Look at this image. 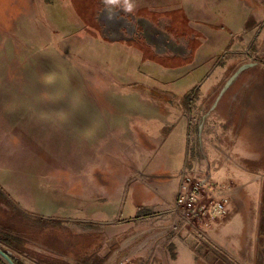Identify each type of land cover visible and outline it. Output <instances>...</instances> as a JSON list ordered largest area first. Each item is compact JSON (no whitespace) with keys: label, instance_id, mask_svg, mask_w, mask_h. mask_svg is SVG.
<instances>
[{"label":"rangeland","instance_id":"rangeland-1","mask_svg":"<svg viewBox=\"0 0 264 264\" xmlns=\"http://www.w3.org/2000/svg\"><path fill=\"white\" fill-rule=\"evenodd\" d=\"M238 2L136 0L134 13H118L127 26L112 40L100 19L101 0H0V249L13 262L153 264L124 261L113 252L119 231L112 238L108 231L122 202L103 194L98 180L120 185L135 177L147 180L138 171L127 180L123 174L146 160L153 161L144 170L149 174L170 158L183 168L204 169L198 160L209 146L200 135L205 113L197 109L240 46L230 41L202 61L193 56L198 41L189 26H205L202 12L214 25L236 24L247 0ZM141 20L183 52L160 53ZM238 153L254 160L248 165L234 160L240 172L233 179L254 199L253 233L246 234L241 216L232 211L229 224L228 214L170 264H264V152ZM216 157L206 156L210 163ZM173 175L156 177L169 204L159 216L174 206L180 179ZM74 186L84 192L76 195ZM101 201L112 204L116 217L105 213ZM214 232L220 235L216 241ZM162 245L172 259L165 236ZM88 246L93 250L82 251ZM0 264L9 263L0 257Z\"/></svg>","mask_w":264,"mask_h":264},{"label":"crops","instance_id":"crops-1","mask_svg":"<svg viewBox=\"0 0 264 264\" xmlns=\"http://www.w3.org/2000/svg\"><path fill=\"white\" fill-rule=\"evenodd\" d=\"M240 1L238 4H241ZM199 15L201 16L199 19L205 22V26L196 27L193 24L189 26L190 36L198 41L193 56H201L202 61H206L212 58L215 51L220 52L230 41H234L235 46H240L239 50H236L222 66L218 83L206 89L197 109L205 113L203 116L205 122L201 124V129L202 131L205 129L206 133L203 134L201 131L200 135L209 146V149L205 150V155L198 160V164L204 166V169L201 168L199 171L209 168L213 176V184L216 186L231 184L229 218L224 222L227 225L232 221L233 211V214L241 216L245 232L251 236L255 221L249 208L254 203V199L243 189L245 185H234V174L240 172L234 165V160L238 163L243 160V165H248L254 160L243 158L238 152H264V0H247L236 24L229 26L214 25L208 15H203V12ZM196 114L200 115L199 112ZM211 136L214 137L212 139L214 142H210ZM236 139L239 141L238 145ZM211 152L217 153V159L210 163L206 156H209ZM202 159L203 163H201ZM116 164L114 168L124 171L125 180L132 177L134 171H138L145 178L148 177L149 182L135 177L130 183L120 185L119 182L112 184L99 178L98 187L103 194H108L110 198H118L122 202L117 213L118 219L114 218L116 215L112 216L113 210L110 206L112 204H108V201L97 203L103 207L105 213L116 220L111 221L114 229L108 231L111 238L114 231H119V246L113 252L121 255L124 261L136 263L141 260L150 261L153 264H161L164 261L169 264L171 261L176 262L179 251L188 255L192 241L204 235V229L200 231L188 229L182 224L171 227L172 208L169 209L168 214L158 215L161 210L169 208V204L166 203L164 193L158 188L161 183H157L159 181L156 180L160 173L174 174L173 176L178 178L183 169V163L176 164L174 159L170 158L165 165L155 166L158 172L150 174L144 171L153 166V161L150 160H146L145 165L141 162L143 169L133 165L122 171V168L118 167L120 163L118 166ZM219 178H222L221 183L218 182ZM70 189H73L77 195L84 192L85 188L74 186ZM126 189L128 191L123 194ZM118 192H120L119 196ZM95 203L92 204L95 205ZM21 212L28 215L24 211ZM28 216L38 218L33 213ZM40 220L46 221L42 218ZM164 236L167 243L171 242L172 259L166 256L168 250L162 245ZM219 236V233L214 232L212 237L216 241ZM89 250H93V246H88L82 251Z\"/></svg>","mask_w":264,"mask_h":264},{"label":"built area","instance_id":"built-area-1","mask_svg":"<svg viewBox=\"0 0 264 264\" xmlns=\"http://www.w3.org/2000/svg\"><path fill=\"white\" fill-rule=\"evenodd\" d=\"M179 179L176 200L170 211L171 227L182 224L193 230L211 229L228 215L231 184L214 185L209 168L199 171L197 168L184 167L179 173Z\"/></svg>","mask_w":264,"mask_h":264},{"label":"bare ground","instance_id":"bare-ground-1","mask_svg":"<svg viewBox=\"0 0 264 264\" xmlns=\"http://www.w3.org/2000/svg\"><path fill=\"white\" fill-rule=\"evenodd\" d=\"M100 19L106 26L105 33L112 40L119 39L120 31H122V29L127 26V23L123 20L122 21H119L117 19H114L112 21L107 20L104 12L100 14ZM141 23L146 30V33H147L146 35H147L148 40L150 41V45L155 46L160 53L165 52L166 48L174 51V48L172 49V47L167 44V40H166L167 38L164 37V35L160 34V36L157 37V34L160 32H157L153 25H151L150 23H146L142 20H141ZM132 31L133 29H130V34ZM176 48L177 47H175V49ZM174 52L182 53L183 49L179 51H174Z\"/></svg>","mask_w":264,"mask_h":264},{"label":"clouds","instance_id":"clouds-1","mask_svg":"<svg viewBox=\"0 0 264 264\" xmlns=\"http://www.w3.org/2000/svg\"><path fill=\"white\" fill-rule=\"evenodd\" d=\"M101 3L106 19L109 21L120 18L119 12L131 14L137 8L136 0H101Z\"/></svg>","mask_w":264,"mask_h":264},{"label":"flooded vegetation","instance_id":"flooded-vegetation-1","mask_svg":"<svg viewBox=\"0 0 264 264\" xmlns=\"http://www.w3.org/2000/svg\"><path fill=\"white\" fill-rule=\"evenodd\" d=\"M155 28V27H154ZM153 28V29H154ZM155 30L158 32L159 30H157L156 28H155ZM132 33V32H131ZM159 34V36H160V34L161 35H164V34H162L161 32L160 33H158ZM158 35H157V37H159ZM164 37H166L167 39V44L168 45H170L171 47H172V49L174 48V51H179V50H181L182 48H180L179 46H176L175 44H174V42L171 40V39H169L166 35H164ZM175 47H177L176 49H175ZM167 50H170V49H168V48H166V51ZM165 51V52H166ZM171 51V50H170Z\"/></svg>","mask_w":264,"mask_h":264},{"label":"water","instance_id":"water-1","mask_svg":"<svg viewBox=\"0 0 264 264\" xmlns=\"http://www.w3.org/2000/svg\"><path fill=\"white\" fill-rule=\"evenodd\" d=\"M0 257L6 260L9 264H15L13 260L0 249Z\"/></svg>","mask_w":264,"mask_h":264},{"label":"trees","instance_id":"trees-1","mask_svg":"<svg viewBox=\"0 0 264 264\" xmlns=\"http://www.w3.org/2000/svg\"><path fill=\"white\" fill-rule=\"evenodd\" d=\"M95 14H96V12H93V14H91V20H92V25L95 26V27H97V23H96V19H95Z\"/></svg>","mask_w":264,"mask_h":264}]
</instances>
